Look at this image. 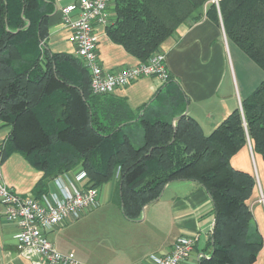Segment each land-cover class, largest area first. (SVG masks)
I'll use <instances>...</instances> for the list:
<instances>
[{
    "label": "trees",
    "instance_id": "trees-1",
    "mask_svg": "<svg viewBox=\"0 0 264 264\" xmlns=\"http://www.w3.org/2000/svg\"><path fill=\"white\" fill-rule=\"evenodd\" d=\"M55 4L0 0V121L11 127L2 160L19 153L43 173L37 197L77 170L86 172L87 187L113 182V199L129 220L140 219L170 182L196 181L216 215L212 257L202 264H253L263 248L247 204L256 181L231 159L249 140L264 158V80L243 112L234 110L210 135L184 114L185 96L173 80L135 117L124 100L92 94L91 74L74 54L49 50ZM205 7L218 25L221 14L228 39L264 71V0H114L105 32L146 63L165 52L181 25L200 21L195 12Z\"/></svg>",
    "mask_w": 264,
    "mask_h": 264
},
{
    "label": "crops",
    "instance_id": "crops-1",
    "mask_svg": "<svg viewBox=\"0 0 264 264\" xmlns=\"http://www.w3.org/2000/svg\"><path fill=\"white\" fill-rule=\"evenodd\" d=\"M76 1L56 0L46 40L47 47L54 53L74 54V47L68 41V30L62 24L61 11ZM206 11L205 7L195 12L194 16L202 19L181 25L163 49L170 80L185 96L184 114L199 122L204 134L210 135L234 110L243 112V101L264 80V71L228 39L221 14L218 25L207 17ZM100 34L99 51L106 70L116 71L139 63L122 47L112 43L103 29ZM166 84L157 78H142L117 90L112 97L124 100L132 114L138 117ZM10 133L11 127L0 121L1 157ZM231 164L235 169L251 174L256 181L247 204L253 214V225L263 238V248L253 264H264V158L255 153L249 140L232 157ZM1 168L5 182L23 195H34L36 185L43 177V173L19 153L1 160ZM5 213L6 208L0 201V264H44L32 249L19 248V228L6 220ZM127 221L129 225L110 234L107 250H98L93 260L80 254L77 247L73 248L69 234L71 223L55 229L48 236L59 252L75 254V258L84 264H155L151 257L169 253L180 237L198 238L193 254L183 264H202L203 259L212 257L215 206L210 193L196 181L170 182L160 198L144 208L140 219Z\"/></svg>",
    "mask_w": 264,
    "mask_h": 264
},
{
    "label": "built area",
    "instance_id": "built-area-1",
    "mask_svg": "<svg viewBox=\"0 0 264 264\" xmlns=\"http://www.w3.org/2000/svg\"><path fill=\"white\" fill-rule=\"evenodd\" d=\"M219 2V0H215ZM114 0H77L62 9V24L74 55L91 74V91L95 96L113 95L142 78L171 79L166 53L157 52L148 62L108 71L100 56V30L111 24ZM0 156V201L6 208V220L19 228L20 249H32L44 264H84L73 254L59 252L49 239L55 229L82 219L101 206L99 188L87 187L84 170L64 173L49 184L41 196L23 195L4 180ZM264 202V198H262ZM197 237H180L165 255H153L155 264H183L194 252Z\"/></svg>",
    "mask_w": 264,
    "mask_h": 264
},
{
    "label": "rangeland",
    "instance_id": "rangeland-1",
    "mask_svg": "<svg viewBox=\"0 0 264 264\" xmlns=\"http://www.w3.org/2000/svg\"><path fill=\"white\" fill-rule=\"evenodd\" d=\"M139 143L140 137L137 134L134 145L140 147ZM75 173L76 171L72 172V175H75ZM99 189L101 191V206L76 221L77 223L74 222V224L69 225L71 227L69 234L72 237L73 248L77 247L80 254L92 260L95 256L94 253L98 250H107L108 238L111 233L130 224L124 218L118 201L113 199V182Z\"/></svg>",
    "mask_w": 264,
    "mask_h": 264
},
{
    "label": "water",
    "instance_id": "water-1",
    "mask_svg": "<svg viewBox=\"0 0 264 264\" xmlns=\"http://www.w3.org/2000/svg\"><path fill=\"white\" fill-rule=\"evenodd\" d=\"M30 25V23H28V26Z\"/></svg>",
    "mask_w": 264,
    "mask_h": 264
}]
</instances>
